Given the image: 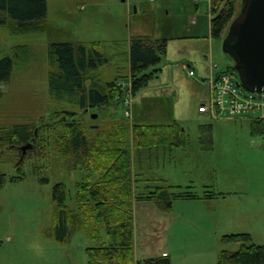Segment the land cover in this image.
I'll return each instance as SVG.
<instances>
[{"label":"rangeland","instance_id":"obj_1","mask_svg":"<svg viewBox=\"0 0 264 264\" xmlns=\"http://www.w3.org/2000/svg\"><path fill=\"white\" fill-rule=\"evenodd\" d=\"M195 1H201L199 9L196 8ZM195 1L47 0V21L61 32L55 39H51L45 32L23 34L15 31L14 24H0L1 56H12V50L17 46L27 45L30 50V56L20 60L15 67L12 79L0 85V128H11L16 124L33 121L40 124L42 117L49 118L51 111L55 110L50 102L48 86L47 54L51 42H99L100 49L109 62L100 67L98 73L104 81L110 82L128 75L132 38L142 35L156 38L163 33V36H174L169 57L165 56L159 74L160 78L166 77V72L174 65V118L187 134L186 145L174 150V160H179L178 170L174 167V177H180L179 182L183 184L178 190H188L194 195L203 196L206 189L199 184L208 179L211 183L217 181L229 193L226 206L219 208L227 211V215L236 216V223H233L235 233H249L254 244L263 245L264 136L252 133L251 119H209L199 114L201 99L208 101L205 97L206 88L194 86L195 79L200 76V67L205 63L203 56H208L209 63L218 66L217 72H225L235 63L224 51V40L230 27L226 35L223 34L220 38H210L208 30L205 29L204 33L202 28L199 35L208 36L209 44L203 38H190L197 36L192 24V18L197 12L203 19L210 20L209 0ZM241 1L235 19L241 13ZM181 63L194 66L198 75L188 77L182 70ZM173 77L172 72L168 74L169 79ZM235 77L239 80L238 74ZM137 102L132 107L133 114L136 117L140 115V121L137 122L147 125L168 124L172 120L168 104L157 97H142ZM67 111H77L78 117H83L89 126L100 125L101 128H107L99 108L78 111L76 107L65 104L58 112L60 119H71L62 114ZM125 111L126 107L121 105L117 113L125 116ZM204 125L212 126L208 149H203L200 144V127ZM49 129L43 131L47 136H51ZM96 130L91 133L94 134ZM20 159L18 148L0 150L2 172L9 177L18 176L16 168L19 162L20 167L26 171V178L23 180L12 182L8 179L0 188V264H88L87 249L96 246V243L90 239L87 230L76 231L66 242H59L53 237L54 187L63 183L68 192V204L74 206L76 185L83 180L84 171L71 169L54 148L46 153L34 148L22 161ZM136 160L138 163L137 157ZM165 160L168 162L163 157L159 159L162 164ZM159 161L154 160L153 163L157 164ZM197 161L202 162L200 167L195 166ZM206 161H210V167L215 166L218 174L208 171ZM135 171L138 183V164ZM142 173L146 177H164L170 175V168L153 165ZM135 186L138 193L139 184ZM156 186L158 185L154 184ZM235 191L239 192L238 195L234 194ZM203 200L185 198L174 201L173 211L171 209L162 213L167 225L157 220L156 216L159 215L155 208V216L150 217L162 225L153 226L152 230L148 227L147 231L144 228L145 213L134 203L135 240L143 248L146 245L145 234L155 235L159 231L160 234L157 232L155 239H160L174 264H209L223 249L237 251L239 244H225L222 242L224 236L221 232L218 233L221 237L216 239V234L206 230L207 226L215 227L216 214L208 211V214H212L203 217ZM194 208H199L198 214H195ZM174 216L177 219L174 220ZM195 219L201 223L198 229H192L194 227L188 225L189 221ZM182 220L189 226V231H182V238L185 236L186 239L180 242L182 245H175L174 237L177 234L174 231L177 226H169L170 223ZM163 237H166L167 242H162Z\"/></svg>","mask_w":264,"mask_h":264},{"label":"trees","instance_id":"obj_2","mask_svg":"<svg viewBox=\"0 0 264 264\" xmlns=\"http://www.w3.org/2000/svg\"><path fill=\"white\" fill-rule=\"evenodd\" d=\"M239 1L209 0L212 38L226 35L236 20ZM47 15V0H0V24H14L15 31L23 34L45 32L51 39L60 36L61 32L47 21ZM167 46L165 40L150 36L132 38L128 75L106 82L98 72L109 60L99 42H51L47 54L48 86L55 110L49 118L42 117L40 124L33 121L0 128V150H15L34 142L37 151L46 153L54 148L71 169L84 171L83 180L76 185L74 206L68 204L63 183L54 187L53 237L66 242L76 231L87 230L96 243L87 249L88 264H171L168 255L143 261L136 258L134 203L154 201L164 211H171L178 199L211 200L220 196L212 190L197 196L172 185H162L149 194L135 191L138 154L149 148L187 143L186 131L178 122L141 124L133 108L131 118L126 116L129 110L126 99L131 95L133 107L136 96L159 75ZM29 56L27 45L15 47L12 56L0 54V85L8 83L19 61ZM225 72L237 74L233 67ZM65 104L78 111L99 108L107 128L89 126L83 117H78L77 111L62 112L71 119H60L58 112ZM121 105L126 107L125 116L117 113ZM47 128L51 136L44 134ZM251 130L254 135L264 136V119H251ZM211 136V125L200 127L203 149L210 147ZM20 166L19 162L18 176L13 177L0 169V188L8 179L17 182L26 178V171ZM223 242L239 244V249L221 252L217 264H264V244H254L250 234L224 236Z\"/></svg>","mask_w":264,"mask_h":264},{"label":"crops","instance_id":"obj_3","mask_svg":"<svg viewBox=\"0 0 264 264\" xmlns=\"http://www.w3.org/2000/svg\"><path fill=\"white\" fill-rule=\"evenodd\" d=\"M195 1V0H194ZM201 2V1H200ZM200 2H194L196 4V8L199 9L200 7ZM209 11H210V6H209ZM168 14V13H167ZM210 19V16L209 18ZM192 24L195 27V31L194 34H197V36H190V38H194L197 37V39H204L205 42L207 44H209V38L208 36H205V34L203 36H200L199 33L200 31H202V28L204 29V33H205V29L206 31L208 30V32L210 33V29H211V23L210 20H205L203 19V17L197 12V14H195V16L192 18ZM172 29L174 30V26L172 27ZM193 32V31H192ZM207 33V32H206ZM164 35V33H163ZM160 36V37H156L153 39L156 40H165L167 42V54H166V58L169 57L170 54V50L172 47H170V45L174 44V36ZM210 38L211 37V33H210ZM205 57V63H203V65H201L200 67V76L197 74V71L195 72V76L198 75L199 79H201V81L196 78L195 79V83L194 86L196 87H200V86H204L206 88V93H205V97H207L208 101H205L204 98L201 99L200 101V106L202 105H207V103L211 101V96H210V89L209 86L206 82L207 78H209L210 74H211V64L212 62L209 63V57L207 56H203ZM163 63V62H162ZM189 65V67H191L192 69H194V66H192L191 64L188 63H181V68L182 70H184L183 65ZM162 71V69H161ZM187 74V71L184 70ZM172 72V77L174 76V65L172 66V68L166 72V77H161L160 78V74L161 72H159L160 74L156 76V78H154V82L152 81L151 84L143 89L135 98V105L137 102V100H140L142 97H150V96H154L157 97L159 100H161L162 102H166L168 104V107L170 108V113H172V120L170 121V123L173 122H177V120L174 118V77L173 78H168V74H170ZM129 73V72H128ZM188 76V74H187ZM194 76V77H195ZM190 77V76H188ZM193 78V77H190ZM205 81V82H204ZM208 103V104H209ZM199 106V108H200ZM199 108H198V112H199ZM199 114L203 117H207L209 119H215L210 113H202L199 112ZM136 117V116H135ZM137 120L140 121V115H137ZM168 123V124H170ZM143 124V123H141ZM176 147H169V146H163V147H154V148H149L146 149L144 151H142L140 153V155H137V159H138V163H136V165L138 164V168H139V181L138 183L136 182V184H139L138 186V193L140 194H149L152 191H154L157 187H160L162 185H172V186H177V187H181V185H183L181 182H179L180 177H174V167L175 170H178V163L177 161L179 160H174V150ZM160 157H163L164 159H167L168 162L165 160V162L162 164L159 159ZM210 157V156H209ZM157 160L159 161L157 164H154L153 161ZM211 160V159H210ZM137 161V160H136ZM168 163V164H167ZM188 163H190V161H188ZM191 163H193V161H191ZM204 163V162H203ZM206 168L208 169V171L212 172V173H216L218 174L217 169L215 168V166L210 167L208 164L210 163V161H206ZM153 165H157V166H169L170 168V175L169 176H157V175H150L149 177H146L143 175V171L147 170L148 168L150 169ZM202 165V162L197 161L195 166L196 167H200ZM142 177H141V176ZM208 180L203 181L201 184H199L200 187H203V189L206 190H212L214 193L216 194H220V196H218L217 198L211 199V200H203L204 205V209L202 210V214L203 217L205 215H210L208 214V211H212L215 212V227L211 228L210 226H207L206 230H210L211 233L216 234L215 238L218 239L221 236H218V233L221 232L223 236H229V235H235V234H242V233H246V232H240V233H235V228L233 223L235 222V218L236 216H234L233 214H226L227 211L225 210H221L219 208V206H226V197H227V193L224 190V186H220V184L216 181L214 183L208 182ZM154 184H157L158 186L154 187ZM196 186V184H194ZM214 187L215 189H213L212 187ZM198 187V186H196ZM238 191H235L234 194L238 195ZM233 194V193H232ZM221 202V203H220ZM136 204L138 205L137 208H142V211L145 213L143 215L144 218V225H145V230L147 231L148 227L151 228V230L154 228L153 226H159L160 224L158 223L159 221L162 222L163 225H167V222H165L166 218H163V212H168V211H164L156 202L154 201H141V202H136ZM156 207H155V206ZM155 208H157L158 210V215L156 216L157 220L153 219V217L150 215H154L155 216ZM173 211V209H172ZM194 212L195 214L199 213V208H194ZM194 218V217H193ZM177 219L174 216V220ZM196 221V223L194 222ZM191 220L189 221L188 225L190 227H194L192 229H198V225H200V221L198 219L195 220ZM172 222V221H171ZM185 220H182L181 222H174V223H170L169 228H173V226H177L176 230L174 231L177 236L174 237L175 240V245H182L180 244L181 241H183L182 238V231H186L189 229V226L187 224H184ZM181 223V224H180ZM161 224V225H162ZM209 225H211V221L209 223ZM189 231V230H188ZM158 234L159 231H157ZM157 232L155 235H150L149 234H145L147 236L145 242L146 245L141 248V246H139V244L137 243V240H135L136 246H137V250H136V246H135V254H136V258L138 256V260H145V259H149V258H155V257H160L163 256V254H168V258L171 260V264H174L172 262V256L169 254V252L166 250V247L164 245L161 244V241L159 238L155 239V237H157ZM174 233V234H175ZM180 234V236H179ZM249 234V233H246ZM135 239V238H134ZM186 239V238H185ZM162 242H167L166 237L162 238ZM223 242V241H222ZM254 243V242H253ZM227 244V243H225ZM223 251H230V250H226L223 249L221 252ZM220 254H216L215 255V259L213 262H210L209 264H217L218 263V259H219Z\"/></svg>","mask_w":264,"mask_h":264},{"label":"water","instance_id":"obj_4","mask_svg":"<svg viewBox=\"0 0 264 264\" xmlns=\"http://www.w3.org/2000/svg\"><path fill=\"white\" fill-rule=\"evenodd\" d=\"M241 5L225 37L224 51L235 62L239 84L250 92L264 93V0H242ZM32 147L30 142L21 150Z\"/></svg>","mask_w":264,"mask_h":264},{"label":"built area","instance_id":"obj_5","mask_svg":"<svg viewBox=\"0 0 264 264\" xmlns=\"http://www.w3.org/2000/svg\"><path fill=\"white\" fill-rule=\"evenodd\" d=\"M188 76L194 77L195 71L188 65H183ZM218 67L211 64V74L206 82L210 89L211 101L202 105L199 112L210 113L215 119H264V93L250 92L238 84L236 77L228 72L218 71ZM133 99L131 95L126 99V116L131 118ZM166 256V254H164Z\"/></svg>","mask_w":264,"mask_h":264},{"label":"flooded vegetation","instance_id":"obj_6","mask_svg":"<svg viewBox=\"0 0 264 264\" xmlns=\"http://www.w3.org/2000/svg\"><path fill=\"white\" fill-rule=\"evenodd\" d=\"M29 143H30V142H29ZM29 143H28V144H29ZM31 143H33V147H32L31 149L25 151V152H23V151L21 150V148H22L23 146L27 145V144L18 147V151L21 153V160H23L25 157H27V154H28V152H29L30 150L34 149V142H31Z\"/></svg>","mask_w":264,"mask_h":264}]
</instances>
